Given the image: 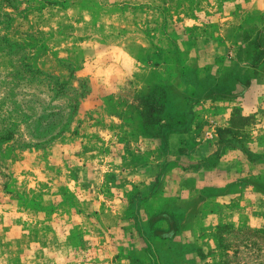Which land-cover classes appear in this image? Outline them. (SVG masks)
<instances>
[{"label": "rangeland", "instance_id": "1", "mask_svg": "<svg viewBox=\"0 0 264 264\" xmlns=\"http://www.w3.org/2000/svg\"><path fill=\"white\" fill-rule=\"evenodd\" d=\"M0 21V264H264V0Z\"/></svg>", "mask_w": 264, "mask_h": 264}, {"label": "crops", "instance_id": "2", "mask_svg": "<svg viewBox=\"0 0 264 264\" xmlns=\"http://www.w3.org/2000/svg\"><path fill=\"white\" fill-rule=\"evenodd\" d=\"M53 141H55V143H53L47 150L46 152L48 154H50L51 156H58L60 154V146L63 147L62 142L59 143L60 141L65 140V138H61V137H51L49 138ZM47 155V154H46Z\"/></svg>", "mask_w": 264, "mask_h": 264}, {"label": "trees", "instance_id": "3", "mask_svg": "<svg viewBox=\"0 0 264 264\" xmlns=\"http://www.w3.org/2000/svg\"><path fill=\"white\" fill-rule=\"evenodd\" d=\"M1 23H3V21H0V25H1ZM1 28H4V27H1ZM248 118H249V117H244V118H241V120L246 121V120H248ZM232 125H236V124L234 123V120H231V126H232ZM222 131H224V132H225V131H226V132H229L228 129H226V130H222ZM221 133H222V132H219V135H218L219 138L222 136Z\"/></svg>", "mask_w": 264, "mask_h": 264}]
</instances>
